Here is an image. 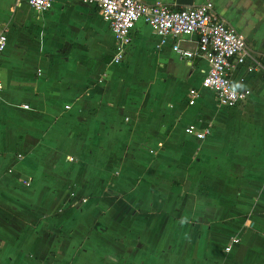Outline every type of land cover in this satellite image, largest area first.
Returning <instances> with one entry per match:
<instances>
[{"label":"crops","instance_id":"1","mask_svg":"<svg viewBox=\"0 0 264 264\" xmlns=\"http://www.w3.org/2000/svg\"><path fill=\"white\" fill-rule=\"evenodd\" d=\"M139 1L211 2L264 61V0ZM0 24V264H264V68L238 70L250 94L236 107L201 87L188 105L205 63L141 22L117 65L78 0H0Z\"/></svg>","mask_w":264,"mask_h":264},{"label":"built area","instance_id":"2","mask_svg":"<svg viewBox=\"0 0 264 264\" xmlns=\"http://www.w3.org/2000/svg\"><path fill=\"white\" fill-rule=\"evenodd\" d=\"M15 5L25 4L39 13L46 11L55 0H12ZM97 11L101 21L110 31L114 46L111 56L113 65L119 64L127 47L131 43V33L138 22L145 25L157 38V47L170 40V50L181 60L203 61L200 87L212 94L218 108H233L244 103L250 91L242 84V79L235 80L241 67L246 70L264 68L261 58L248 52L242 35L229 26L215 11L211 2H204L194 7L169 9L154 3L145 4L139 0H78ZM7 27L0 24V55L6 46ZM194 38L193 47H180L181 38ZM263 59V58H262ZM242 85L235 88V85ZM0 83V93L2 92ZM187 104L193 105L198 97L195 89L187 92ZM22 109H28L22 105ZM65 109H68L66 106ZM185 133L196 140H202L209 134L208 129L197 130L193 125L184 129ZM25 186L27 181H22ZM83 201V200H82ZM231 243H237L232 239ZM230 246L224 248L229 251Z\"/></svg>","mask_w":264,"mask_h":264},{"label":"rangeland","instance_id":"3","mask_svg":"<svg viewBox=\"0 0 264 264\" xmlns=\"http://www.w3.org/2000/svg\"><path fill=\"white\" fill-rule=\"evenodd\" d=\"M130 84H133V85H134V83H130ZM125 85H127V83H126ZM192 86L194 87V89H195L197 92H198L199 90H200V91H203V90H201V88H200V81H199V79L196 80V81L192 84ZM189 87H190V82H189V81L184 82V83L181 84V86H180L178 89H176L175 92L178 93L179 96L181 97V93H182V94H183V93H186ZM125 88H126V87L122 86V89H125ZM202 93H203V92H202ZM198 100H199V99H198ZM198 100H196V101H198ZM187 107H189L190 109H192L191 107H193V106H187Z\"/></svg>","mask_w":264,"mask_h":264},{"label":"water","instance_id":"4","mask_svg":"<svg viewBox=\"0 0 264 264\" xmlns=\"http://www.w3.org/2000/svg\"><path fill=\"white\" fill-rule=\"evenodd\" d=\"M177 3L180 4V5H187L189 3V1H187V0H178Z\"/></svg>","mask_w":264,"mask_h":264},{"label":"clouds","instance_id":"5","mask_svg":"<svg viewBox=\"0 0 264 264\" xmlns=\"http://www.w3.org/2000/svg\"><path fill=\"white\" fill-rule=\"evenodd\" d=\"M240 87H242V85H239V84L238 85H235L233 91H235V88H240Z\"/></svg>","mask_w":264,"mask_h":264}]
</instances>
